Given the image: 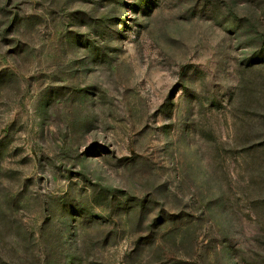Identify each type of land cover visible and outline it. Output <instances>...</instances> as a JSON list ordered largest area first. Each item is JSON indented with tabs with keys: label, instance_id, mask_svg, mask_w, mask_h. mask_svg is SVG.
<instances>
[{
	"label": "rangeland",
	"instance_id": "374dc122",
	"mask_svg": "<svg viewBox=\"0 0 264 264\" xmlns=\"http://www.w3.org/2000/svg\"><path fill=\"white\" fill-rule=\"evenodd\" d=\"M0 264H264V0H0Z\"/></svg>",
	"mask_w": 264,
	"mask_h": 264
}]
</instances>
